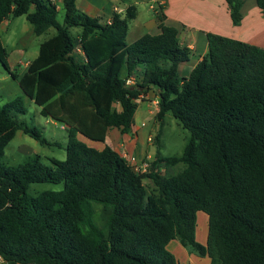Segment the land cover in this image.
<instances>
[{"label":"trees","instance_id":"16d2710c","mask_svg":"<svg viewBox=\"0 0 264 264\" xmlns=\"http://www.w3.org/2000/svg\"><path fill=\"white\" fill-rule=\"evenodd\" d=\"M245 1L227 0L236 25ZM256 1L264 13V0ZM61 9L62 22L51 0H0V23L23 15L36 35L55 30L21 75L11 71L0 39V62L23 93L0 104L5 264H181L166 248L175 238L209 255L211 264H264V48L201 32L208 50L183 74L194 54L180 40L184 26L165 23L163 3L158 31L130 44L134 4L109 22L80 10L75 0H62ZM150 91L158 97L155 118L161 122L170 112L189 131L181 155L162 156L157 134L150 172L138 174L108 144L96 149L76 139L81 134L104 142L111 127L129 133L137 100ZM24 96L42 116L64 125V160L51 158L47 165L35 155L3 164L18 129L49 143L18 119L27 112ZM180 163L176 173L160 171ZM146 178L154 191L148 192ZM41 182L62 183V189L27 192ZM198 211L208 215L205 245L195 236Z\"/></svg>","mask_w":264,"mask_h":264},{"label":"rangeland","instance_id":"374dc122","mask_svg":"<svg viewBox=\"0 0 264 264\" xmlns=\"http://www.w3.org/2000/svg\"><path fill=\"white\" fill-rule=\"evenodd\" d=\"M93 7L91 9H83L92 16L106 15L102 17L103 21H107L111 18L109 14L113 5L125 7L130 4H134L137 9V16L134 19L128 21V31L126 35V42L132 43L139 36L144 33H153L157 30L154 26V19L157 14V7L160 3L159 0H131L126 3L125 0H89ZM57 19L62 22L63 11L61 9V3H58ZM81 7V5H80ZM115 12V11H114ZM123 9L120 14H123ZM157 20V18H156ZM7 28L0 29V38L4 47L6 48L9 58V62H13L14 57H18L17 48L23 47L22 55L19 57L23 61L32 60L37 56V50L39 44L54 34L53 28L48 31L36 35L32 31V25L25 19V16L8 17ZM79 28L73 29L77 31ZM189 62L183 64L184 74H187L194 62L198 59L197 53H193ZM10 69L15 70L14 65H9ZM181 68V69H182ZM23 95L18 83L14 78L10 76L7 70L2 66L0 62V104H4L15 96ZM151 101L154 96L151 94ZM147 99V98H145ZM25 106L27 112L24 115H18V119L29 126L37 127L42 135L49 141L48 144H42L34 138L25 134L22 130H16L13 138L7 143L4 149V156L2 162L5 166H15L25 160L38 155L40 160L47 165H51L50 159L55 158L58 160H64L66 157V144L68 142L67 130L63 128L62 124L58 121L50 120L47 117L42 116L39 113V106L35 104L28 97L24 96ZM146 100H137V106L134 115V124L138 127V134L142 139L144 147L148 149V156L152 159L156 153L157 145L154 143V137L159 134V153L162 156H179L182 154L184 146L189 138V131L185 129L181 123L173 117L170 112H166L163 120L160 122L155 118V113L151 114L153 106ZM144 122V124H141ZM150 137L151 140H148ZM76 139L92 146L96 149L101 147V143L98 141H92L85 136L78 134ZM154 153V154H153ZM183 168V164H177L173 167L160 169L162 174H173ZM148 192L154 191V185L148 178L144 180ZM62 189V183H31L27 188L29 194H37L41 191L53 190L57 191ZM98 205H95V218L100 223ZM196 240L205 245L206 239H208V215L202 211H198L196 214ZM166 248L175 256L178 262L181 264H211V257L209 255L200 256L195 251H191L184 247L178 239H171Z\"/></svg>","mask_w":264,"mask_h":264},{"label":"crops","instance_id":"0c3cea01","mask_svg":"<svg viewBox=\"0 0 264 264\" xmlns=\"http://www.w3.org/2000/svg\"><path fill=\"white\" fill-rule=\"evenodd\" d=\"M125 1L127 3L131 0ZM75 2L80 10L81 8L91 9L93 7L89 0H75ZM159 2L163 3L162 12L165 17V23L170 24L178 22L184 26L180 34V40L183 44L187 45L193 53H197L198 59L208 50V42H206L201 32H212L224 35L264 48V13L259 8L256 0L245 1L242 7L243 20L240 25L233 23L227 0H159ZM126 7L127 6L121 7L115 4L111 7L107 15L110 16L114 11L119 13ZM104 16L107 17L103 14L101 18ZM110 19H108L107 22H109ZM154 20L155 21L152 22H154L153 25L156 26L158 21L156 18ZM7 24V19H4L0 23V29L7 28ZM157 31L158 29L155 32ZM23 49V47L17 48L15 51H17L18 57H14L13 62H9V65L13 64L14 67H17L14 71L11 69V71L17 75H21L25 72L27 67L26 63L30 61H23L19 58L22 55ZM77 53L79 54L80 50H78ZM7 58H9V55ZM182 70L184 71V67ZM15 81L18 83L16 79ZM151 94L154 98L149 101ZM141 100H146L151 103L153 108L150 111L153 116L158 110V103H156L158 102V97L150 91ZM117 109L120 110V107L117 106ZM141 124H144V122ZM62 126L65 128L63 124ZM137 129L138 127L134 123L129 133H121L116 127L108 128L105 141L100 142L101 147L99 149L105 144H108L118 153L125 148L140 157L146 156V154L150 155L148 149L144 147Z\"/></svg>","mask_w":264,"mask_h":264},{"label":"built area","instance_id":"2783aa9c","mask_svg":"<svg viewBox=\"0 0 264 264\" xmlns=\"http://www.w3.org/2000/svg\"><path fill=\"white\" fill-rule=\"evenodd\" d=\"M51 1H53L57 6L58 3L62 2V0H51ZM26 64L28 65V63ZM127 82L129 83L130 80H128ZM148 140H151L150 137L148 138ZM119 154L133 172L138 174H144L150 172L151 169L150 162L152 159H150L148 156H143V157L137 156L135 153L130 152L125 148H123ZM0 264H5V260L1 255H0Z\"/></svg>","mask_w":264,"mask_h":264}]
</instances>
